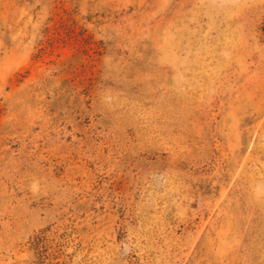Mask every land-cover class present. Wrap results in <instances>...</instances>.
I'll return each mask as SVG.
<instances>
[{
    "label": "rangeland",
    "instance_id": "obj_1",
    "mask_svg": "<svg viewBox=\"0 0 264 264\" xmlns=\"http://www.w3.org/2000/svg\"><path fill=\"white\" fill-rule=\"evenodd\" d=\"M0 264H264V0H0Z\"/></svg>",
    "mask_w": 264,
    "mask_h": 264
}]
</instances>
